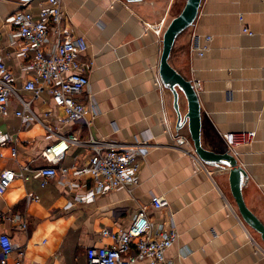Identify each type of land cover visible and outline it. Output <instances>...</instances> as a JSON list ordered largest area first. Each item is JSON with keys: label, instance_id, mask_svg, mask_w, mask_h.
I'll return each instance as SVG.
<instances>
[{"label": "crops", "instance_id": "1", "mask_svg": "<svg viewBox=\"0 0 264 264\" xmlns=\"http://www.w3.org/2000/svg\"><path fill=\"white\" fill-rule=\"evenodd\" d=\"M43 1L0 0V59L17 85L31 75L19 48L24 40L7 19L22 9L36 13ZM63 7L71 29L89 43L80 56L93 63L83 97L96 117L92 123L62 124L58 115L63 112L47 92L33 107L65 134L92 133L122 144L146 140L140 184L99 195L92 203L81 201L80 195L92 184L83 170L92 152L83 146L71 147L57 165L71 168L65 178L57 175L45 186L35 172L29 180L15 179L0 193V233L24 245L26 254L20 258L18 250L11 251L5 255L8 264H87L89 246L112 242L103 229L128 228L142 205L149 207L156 225L173 218L179 237L167 257L175 264H264V241L240 214L229 166L206 163L196 152H185L194 149L188 122L182 121L177 129L174 94L159 75L163 34L147 23L164 18L168 24L177 15L175 8L183 9V0H63ZM206 43L209 49L200 54ZM170 63L198 91L204 147L231 150L237 157L246 171L245 202L264 223V0H203L194 24L177 38ZM11 100L13 110L22 108L17 97ZM179 102L185 115L188 104L182 91ZM46 111L53 114L45 116ZM35 122L15 113L0 116V127L19 136L17 143H0V172L4 167L20 170L27 164H47L42 152L55 137ZM239 131H255L256 137L250 144L230 146L223 133ZM34 194L39 198L33 199ZM156 195L165 197L168 205L154 208Z\"/></svg>", "mask_w": 264, "mask_h": 264}, {"label": "built area", "instance_id": "2", "mask_svg": "<svg viewBox=\"0 0 264 264\" xmlns=\"http://www.w3.org/2000/svg\"><path fill=\"white\" fill-rule=\"evenodd\" d=\"M7 21L17 27V35L24 40L19 48L23 57L28 60L24 68L31 77L17 85L14 73L0 59V116L8 117L15 113L19 117L39 121L52 133L55 141L42 152L47 164L37 168L27 164L20 170L4 167L0 172V193L6 191L19 177L29 180L33 172L41 176L43 186L57 175L65 178L71 168L57 165L73 146L87 147L92 152L88 165L83 169L91 177L92 184L80 195L81 201L92 203L99 195L121 189L131 190L138 186L140 156L146 151V140L122 144L97 138L92 133L86 136L65 134L59 127L53 128L46 123L33 107L35 101L47 92L56 107L63 112L58 115L62 124L82 120L92 123L96 117V111L83 97L87 95L89 71L93 63L83 62L80 56L88 50L89 43L85 35L76 34L71 29L64 12L63 0H44L38 12L18 10ZM147 25L157 34H163L168 24L163 18L157 23ZM244 30L252 33L248 27ZM52 32L53 42L50 40ZM206 39L210 41L211 36ZM207 49L208 43L201 47L200 54ZM23 92L30 93L31 96L27 98ZM13 96L19 99L22 108L12 109ZM52 114V111H46L44 115ZM88 116L91 119L88 120ZM223 134L230 146L250 144L256 137L255 131ZM180 137L184 142L190 143L186 135L181 134ZM18 140V134L14 135L0 127V143H17ZM193 150L188 149L185 152L195 155V149ZM16 151L14 144L13 153L16 154ZM32 198L38 199L39 196L34 194ZM151 205L154 208H163L168 205V201L165 197L156 195ZM148 208L142 205L128 228L117 231L103 229V235L110 236L112 242L89 246L87 264H138L143 260L148 264H175L167 257V250L178 239L179 230L172 217L168 222L156 225L149 217ZM23 246L8 234L0 233V264H8L5 255L13 250L19 251L20 258L25 256L26 249Z\"/></svg>", "mask_w": 264, "mask_h": 264}, {"label": "water", "instance_id": "3", "mask_svg": "<svg viewBox=\"0 0 264 264\" xmlns=\"http://www.w3.org/2000/svg\"><path fill=\"white\" fill-rule=\"evenodd\" d=\"M29 2L31 0H21ZM130 2L140 0H127ZM203 0H186L183 9L174 16L163 33V49L159 65V75L164 83L174 94L175 108L178 111V128L181 129L182 121L188 122L191 139L198 157L206 163L229 166V179L232 193L235 197L240 214L244 221L252 226L261 235L264 241V223L248 207L242 192V180L246 171L238 163L237 157L231 150L216 152L204 147L202 143V109L198 91L192 80L187 79L171 63L170 55L179 35L196 21ZM180 91L184 94L188 104V112L183 115L180 110Z\"/></svg>", "mask_w": 264, "mask_h": 264}, {"label": "rangeland", "instance_id": "4", "mask_svg": "<svg viewBox=\"0 0 264 264\" xmlns=\"http://www.w3.org/2000/svg\"><path fill=\"white\" fill-rule=\"evenodd\" d=\"M185 2H186V0H183V6H184V4H185ZM183 8V7H182ZM176 10H177V12L175 11L173 14H178L180 11V8L178 9V8H175ZM182 10V9H181ZM173 14H171V15H173ZM18 103V102H17ZM19 104V103H18ZM36 124H40V123H38V121H36L35 122ZM41 125V124H40ZM44 130L47 132V130L44 128Z\"/></svg>", "mask_w": 264, "mask_h": 264}, {"label": "trees", "instance_id": "5", "mask_svg": "<svg viewBox=\"0 0 264 264\" xmlns=\"http://www.w3.org/2000/svg\"><path fill=\"white\" fill-rule=\"evenodd\" d=\"M179 13H180V12H179ZM179 13H178V14H179ZM183 32H184V31H183ZM172 51H173V50H172ZM170 57H171V55H170Z\"/></svg>", "mask_w": 264, "mask_h": 264}]
</instances>
